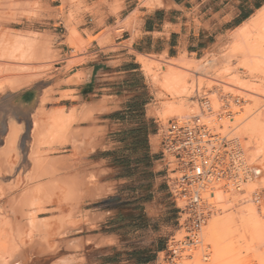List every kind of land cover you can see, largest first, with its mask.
<instances>
[{
	"label": "rangeland",
	"instance_id": "rangeland-1",
	"mask_svg": "<svg viewBox=\"0 0 264 264\" xmlns=\"http://www.w3.org/2000/svg\"><path fill=\"white\" fill-rule=\"evenodd\" d=\"M67 1L57 0L60 12L49 18L48 8L36 0H0V264L15 263L32 248L36 256L25 264H85L82 248L72 244L85 236L80 225L84 218L89 223L88 217L99 205H76L86 196L85 191L75 182L63 183L60 171L67 158L60 156L68 153L72 154L69 160L78 159L71 135L78 132L79 122L76 109L55 108L59 101L51 89L61 64L54 47L63 45L66 32L75 50L83 42L75 27L78 15H65ZM260 18L249 30L229 33L221 46L197 59H144L161 108L157 120L147 123L149 131L156 134L172 119L200 117L219 137L231 141L226 149L243 153L245 167L251 172L249 178H241L238 188H221L208 199L204 206L208 218L193 244L181 245L175 254L157 255L155 264H264V15ZM55 29L57 36H50L49 31ZM240 31L244 32L242 38ZM210 60L213 64L206 65ZM28 89L37 95L40 105L28 108L18 103L16 95ZM166 114L177 116L165 121L162 116ZM128 120L125 129L112 133L115 152L105 154V180L116 184L110 198L139 203L137 225L141 229L132 231V239L138 243L167 242L172 236L184 242L186 232L177 233L176 209L159 155L158 136L152 146V163L126 157L134 151V142L125 134L136 119ZM124 214L120 230L127 240L132 229L128 212ZM66 245H71L68 250Z\"/></svg>",
	"mask_w": 264,
	"mask_h": 264
},
{
	"label": "crops",
	"instance_id": "crops-1",
	"mask_svg": "<svg viewBox=\"0 0 264 264\" xmlns=\"http://www.w3.org/2000/svg\"><path fill=\"white\" fill-rule=\"evenodd\" d=\"M36 1L48 8L49 18H55L60 12L57 0ZM80 2L77 5L68 0L65 15H78L75 27L83 42L75 50L70 33L66 32L63 45L54 47L59 51L61 64L51 84L55 100L59 101L55 108L76 109L79 122L78 132L71 135L72 146L79 152L78 159L69 160L72 154L68 153L60 156L67 158L60 171L63 182L66 186L75 182L85 191L86 196L76 205L91 202L99 205L88 217L89 223L82 217L80 229L85 236L77 238L72 245L82 248L85 264H155L157 255L167 251L172 237L167 242L160 239L144 244L132 239V233L141 229L137 225L139 203L125 204L120 198H110L115 194L116 184L105 180L108 162L105 154L115 152L116 146V136L112 133L125 129L130 124L129 117L136 119L134 124L131 120L133 128L125 136L131 135L134 143L146 138L148 160L152 163V141L157 133L150 132L149 126L147 134L133 132L142 123L157 120L156 114L161 109L159 92L152 84L144 59L155 57L170 61L185 56L197 59L201 54L212 52L225 42L229 33L255 18L264 8V0ZM55 31L50 30V36H57ZM16 99L28 108L40 105L31 89L16 95ZM128 154L124 156L146 157L145 150L134 149ZM171 200L175 204L172 195ZM174 206L177 223L179 209ZM125 212L129 214L128 227L132 229L125 236L127 240L120 230ZM68 246L71 245H66L67 250Z\"/></svg>",
	"mask_w": 264,
	"mask_h": 264
},
{
	"label": "built area",
	"instance_id": "built-area-1",
	"mask_svg": "<svg viewBox=\"0 0 264 264\" xmlns=\"http://www.w3.org/2000/svg\"><path fill=\"white\" fill-rule=\"evenodd\" d=\"M208 112L211 114V110ZM157 136L168 186L179 209L177 233L187 235L184 242L177 241L176 236L170 239L167 252L175 254L181 245L194 243L197 231L208 218L204 208L208 199L221 188H238L241 178H249L251 172L245 167L243 153L226 149L231 141L219 137L200 117L172 119Z\"/></svg>",
	"mask_w": 264,
	"mask_h": 264
},
{
	"label": "bare ground",
	"instance_id": "bare-ground-1",
	"mask_svg": "<svg viewBox=\"0 0 264 264\" xmlns=\"http://www.w3.org/2000/svg\"><path fill=\"white\" fill-rule=\"evenodd\" d=\"M9 3H10V2H9ZM19 8H20V7H19ZM19 8H18V9H19ZM22 13H23V12H22ZM27 14H28V13H27ZM263 15H264V8H263L260 12H258V14H256V17H255V18L253 17L252 20H250L247 24H245V25H244L242 28H240L239 30H244V31L249 30V29H250L249 27H250V26H254L255 23H256V20H257V19H262V18H260V17H263ZM22 16H23V15H22ZM258 22H260V21L258 20ZM258 24H259V23H258ZM252 28H253V27H252ZM238 32H239V31H238ZM238 32H237V33H238ZM243 33H244V32H241V31H240V33L238 34L239 37H241ZM240 34H241V35H240ZM31 35H32V34H31ZM36 35H37V34H36ZM236 36H237V35H236ZM22 37H23V36H22ZM241 38H242V37H241ZM243 40H245V39L243 38ZM241 41H242V40H241ZM36 42H37V41H36ZM39 43H40V42H39ZM42 43H43V42H42ZM26 46H27V45H26ZM29 49H30V48H29ZM31 50H32V49H31ZM31 50H30V51H31ZM227 50H228V49H227ZM31 53H32V52H31ZM47 53H48V52H47ZM27 54H28V53H27ZM48 54H49V53H48ZM48 54H47V55H48ZM23 55H24V54H23ZM29 55H30V53H29ZM27 56H28V55H27ZM32 56H34V54H33ZM32 56H31V57H32ZM25 57H26V55H25ZM224 57H225V56H224ZM29 59H30V57H29ZM31 59H32V58H31ZM141 59H142V58H141ZM213 61H214V60H213ZM213 61H212V62H213ZM209 62L211 63V60H210ZM209 62H207V64H206V63H205V64H206V65H212V64H213V63L208 64ZM144 63H146V62H144ZM1 73H3V71H2ZM19 79H20V77H19ZM17 81H18V80H17ZM7 82H8V81H7ZM9 82H10V81H9ZM27 83H28V82H27ZM12 84H13V83H12ZM47 97H48V96H47ZM47 99H48V98H47ZM47 101H48V100H47ZM44 102H45V100H44ZM45 103H47V102H45ZM45 105H46V104H45ZM171 110H174V109H171ZM166 112H167V111H166ZM175 112H176V111H175ZM169 113H170V112H168V114H169ZM175 115H176V114L171 115V116L168 115V116H169V117H168L167 114H166L167 117L165 116V117H166V118H165V117L162 116V119L164 118L163 120L166 121L167 119H169V118H171V117H173V116H175ZM176 116H177V115H176ZM160 118H161V117H160ZM69 126H70V125H69ZM37 127H38V126H37ZM39 127H40V126H39ZM41 128H42V127H41ZM42 129H43V128H42ZM66 134H67V133H66ZM67 135H69V133H68ZM49 136H50V135H49ZM154 138H155V137H154ZM45 139H46V138H45ZM152 139H153V138H152ZM155 141H156L155 139L152 141V144H153L154 146L156 145ZM49 142H50V141H49ZM51 161H52V160H51ZM56 161H57V160H56ZM56 163H57V162H56ZM61 163H62V162H61ZM49 165H50V162H49ZM49 165H48V166H49ZM57 165H58V164H57ZM57 165H56V166H57ZM54 166H55V165H54ZM62 166H64V165H62ZM49 168H50V167H49ZM51 168H52V167H51ZM39 169H40V168H39ZM54 169H56V168H53V170H54ZM42 170H43V169H42ZM51 172H52V171H51ZM54 173H55V172H54ZM49 174H50V173H49ZM39 175H40V173H39ZM44 175H45V174H44ZM53 175H54V174H53ZM41 182H42V181H41ZM63 183H64V182H63ZM67 183H68V182H67ZM67 183H66V184H67ZM59 184H60V183H59ZM47 185H48V184H47ZM49 185H50V184H49ZM54 186H55V185H54ZM70 187H71V186H70ZM30 188H31V187H30ZM30 188H29V189H30ZM57 188H58V187H57ZM64 189H65V188H64ZM48 191H49V190H48ZM65 195H66V194H65ZM0 197L2 198L1 191H0ZM22 197H23V196H22ZM24 198H25V197H24ZM19 200H20V199H19ZM0 201H1V200H0ZM27 201H28V200H27ZM9 202H10V201H9ZM11 202H12V201H11ZM20 202H21V201H20ZM28 202H29V201H28ZM16 205H17V204H16ZM12 206H13V205H12ZM27 206H28V205H27ZM14 207H16V206H14ZM2 209H3V207H2ZM2 209H1V210H2ZM18 211H19V210H18ZM2 212H3V211H2ZM12 212H13V214H16V213H17L16 210H13V209H12ZM15 212H16V213H15ZM20 212H21V211H20ZM3 213H5V212H3ZM13 214H12V215H13ZM19 214H20V213H19ZM19 214H18V215H19ZM23 214H24V213H23ZM21 216H22V215H21ZM30 220H31V219H30ZM214 225H215V224H214ZM32 246H33V245H32ZM35 246H36V247L38 246L37 248H39V245H35ZM36 247H35V248H36ZM35 248H34V249H35ZM37 248H36V249H37ZM30 249H31V247H30ZM36 249H35V250H36ZM31 250H32V251H30V252H26V251H25L24 253H22V255L19 257V259H18L17 261H15V263L13 262V263H11V264H25L27 261H29L30 259H32V257L36 256V253H37V252H36V251H33V248H32ZM39 250H41V249H39ZM39 250H37V251L39 252ZM18 251H19V250H18ZM28 251H29V250H28ZM42 251H43V250H42ZM45 251H46V250H45ZM17 253H18V252H17ZM39 253H40V252H39ZM10 255H11V254H10ZM12 255H13V254H12ZM14 255H15V254H14ZM14 255H13V256H14ZM39 255H40V254H39ZM18 256H19V255H18ZM11 259L13 260V258H11ZM15 260H16V259H15ZM7 264H9V262H7Z\"/></svg>",
	"mask_w": 264,
	"mask_h": 264
},
{
	"label": "trees",
	"instance_id": "trees-1",
	"mask_svg": "<svg viewBox=\"0 0 264 264\" xmlns=\"http://www.w3.org/2000/svg\"><path fill=\"white\" fill-rule=\"evenodd\" d=\"M145 132L146 134L148 133V124L142 123L139 128L135 129L133 132ZM133 147L135 150H145L146 151V157L144 159L148 160V143L147 139L145 138L144 141H138L133 144Z\"/></svg>",
	"mask_w": 264,
	"mask_h": 264
}]
</instances>
